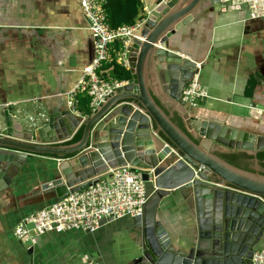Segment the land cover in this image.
<instances>
[{
	"label": "water",
	"instance_id": "95a60500",
	"mask_svg": "<svg viewBox=\"0 0 264 264\" xmlns=\"http://www.w3.org/2000/svg\"><path fill=\"white\" fill-rule=\"evenodd\" d=\"M215 5L224 0H157L138 39L125 48L134 78L84 117L68 108L20 120L1 111L0 193H12L16 169L31 156H51L55 171L31 200L57 201L129 166L141 171L148 193L142 216L130 218L132 228L139 229L131 264H252L264 239V176L235 168L224 155L244 152L257 167L264 132L198 112L190 115L193 108L183 102L182 91L200 63L179 54L171 42ZM149 70L177 107L185 129L153 99L146 84ZM78 131L77 142L63 144ZM175 192L187 215L184 232L172 237L157 212Z\"/></svg>",
	"mask_w": 264,
	"mask_h": 264
},
{
	"label": "crops",
	"instance_id": "0c3cea01",
	"mask_svg": "<svg viewBox=\"0 0 264 264\" xmlns=\"http://www.w3.org/2000/svg\"><path fill=\"white\" fill-rule=\"evenodd\" d=\"M156 1L140 0L136 25L144 23ZM171 39L179 54L200 63L199 81L208 92L209 99L189 111L190 115L198 112L205 118L227 121L230 126L264 132V21L249 20L246 10L239 13L215 5ZM115 43L125 51L122 42ZM115 43L111 46V60ZM122 52L116 54V59ZM93 56V38L77 0H0V112L8 110L20 120L61 108L70 110L67 94L83 76V69ZM110 62L99 71L107 80L113 79ZM151 72L148 71L146 84L153 99L174 123L182 126L177 107ZM248 80L256 86L246 94ZM85 96L77 95L78 104L73 112L81 117L86 114L79 101ZM51 158L29 157L20 170L16 169L12 193H0V264H68L78 256L82 264H114L94 241L96 234L112 223L105 222L93 234L47 233L33 237L27 244L14 237V229L22 219L56 201L29 199L40 185L53 180ZM224 158L239 170L264 176V169L259 162L256 167L253 156L237 152L225 154ZM157 214L172 237L184 232L187 213L179 193L164 198ZM127 218L117 221L126 219L123 229L137 244L139 229L134 230ZM69 236L74 244L84 241L97 256L82 245L79 250L75 245L52 249L47 243ZM262 247L264 239L256 250Z\"/></svg>",
	"mask_w": 264,
	"mask_h": 264
},
{
	"label": "built area",
	"instance_id": "2783aa9c",
	"mask_svg": "<svg viewBox=\"0 0 264 264\" xmlns=\"http://www.w3.org/2000/svg\"><path fill=\"white\" fill-rule=\"evenodd\" d=\"M88 30L93 38L94 56L89 65L84 67L83 76L67 94V106L76 112L77 95L85 94L89 98L90 111L105 100L115 89L126 81L104 79L99 71L102 65L111 60V46L120 41L123 49L133 39H138L137 31L142 26H122L112 28L106 12L107 0H77ZM226 9L234 12L247 11L249 20L264 21V0H224ZM124 52L118 55L117 63L128 68ZM197 72L182 91V100L190 108L198 107L209 99L207 90L199 81L200 64ZM148 200L146 183L141 171L129 166L113 170L110 176L103 177L95 185L85 190L69 193L54 203L21 220L14 229V237L24 244L33 237L47 233L83 231L93 234L109 219L117 221L126 217L142 216ZM252 264H264V247L256 250Z\"/></svg>",
	"mask_w": 264,
	"mask_h": 264
},
{
	"label": "trees",
	"instance_id": "16d2710c",
	"mask_svg": "<svg viewBox=\"0 0 264 264\" xmlns=\"http://www.w3.org/2000/svg\"><path fill=\"white\" fill-rule=\"evenodd\" d=\"M140 8V0H108L106 10L108 13V22L110 27L118 28L122 26L134 25L138 19V11ZM118 42V41H117ZM122 52V45L115 43L114 52L112 54V61L108 64V68H111V75L113 79L117 81H129L132 79V74L129 69L121 66L116 62V54ZM256 83L248 80V84L245 88V93L249 94ZM79 104L83 105L85 108L84 113L88 114L90 112L89 98L87 96L83 97ZM81 131L73 137L68 144H73L80 139ZM256 158L259 162V166L264 169V151L258 152ZM71 232V231H70Z\"/></svg>",
	"mask_w": 264,
	"mask_h": 264
},
{
	"label": "rangeland",
	"instance_id": "374dc122",
	"mask_svg": "<svg viewBox=\"0 0 264 264\" xmlns=\"http://www.w3.org/2000/svg\"><path fill=\"white\" fill-rule=\"evenodd\" d=\"M147 185V184H146ZM129 218V217H128ZM127 218V219H128ZM124 220L113 221L111 225L106 226L99 233L96 234L94 241L97 242L98 248L105 253H108L114 264H131L134 259H136V242H134L124 231ZM50 247L53 249L55 246H71L75 245V249L86 248L88 249L91 246L85 245L84 241H78V244H74L73 240L69 237H64L62 240H51L47 242ZM80 245V246H78ZM83 247H82V246ZM28 246V245H27ZM90 250V249H88ZM90 254H94V257L97 256L96 253L90 250ZM78 256L77 259L68 263V264H82L81 259Z\"/></svg>",
	"mask_w": 264,
	"mask_h": 264
}]
</instances>
